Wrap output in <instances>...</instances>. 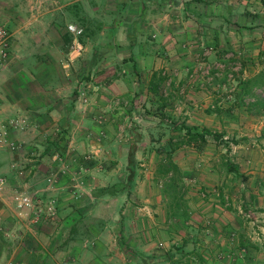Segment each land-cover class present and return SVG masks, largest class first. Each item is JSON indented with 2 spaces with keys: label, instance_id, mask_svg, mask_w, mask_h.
<instances>
[{
  "label": "crops",
  "instance_id": "crops-1",
  "mask_svg": "<svg viewBox=\"0 0 264 264\" xmlns=\"http://www.w3.org/2000/svg\"><path fill=\"white\" fill-rule=\"evenodd\" d=\"M67 23L82 29L77 38L82 49L76 56L69 54L72 36ZM0 26L8 33L7 58L0 67V126L6 133L5 139L0 137V155L5 152V158L0 156V172H6L0 173L4 179L0 184L1 218L7 211L14 215L15 192L36 197L43 188L33 186L39 185L43 175L45 179L51 175L56 213L49 238L52 245L65 243L58 253L71 257L72 264H140L139 253L129 258L116 255V249L110 252L111 247L107 250L102 242L109 231L115 236L111 228H123L121 214L129 218L144 209L134 203L136 189L124 190V183L113 185L114 159L100 161L102 153L112 157L108 139L102 134L98 144L91 136L111 133L115 116H119L109 111L111 97L126 98L129 109L139 96L155 103L157 97L147 89L153 72L161 71L170 87L188 90L202 85L180 72L190 70L196 57L203 54L210 61L234 54L247 60L252 72L264 70V0H0ZM115 69L117 73L108 74ZM93 71L102 72L93 76ZM189 98L191 101L181 107L179 125L219 132L225 128L226 118L235 117L230 114L235 99L226 106L229 115L219 109L211 112L212 123L205 118L208 114L191 111L197 104L211 107L220 101L212 94ZM158 101L159 109L164 108L166 99ZM134 108L133 117L142 123L146 118L150 126L151 120L162 115L149 109L145 117L138 106ZM240 119L229 124L231 133L240 129ZM263 119L262 111H247V131H255L256 141L262 145H250L247 139V154L246 150L236 152L246 157L236 158L237 172H244L241 166L247 162V190L242 194L247 225L237 222L234 207L220 204L221 196L232 198L230 194L216 191L206 200L203 193L194 196L185 192L184 208L190 216L178 242L171 237L168 219L158 224L152 216L155 210H145L150 217V251L146 245L134 246L145 252L147 264H264ZM211 123L216 130L208 127ZM147 132L152 133L149 127ZM8 140L18 145L11 149ZM170 140L173 137H167L162 145H171ZM205 162L209 166L203 169L204 176L214 174L220 183L232 177L218 176L213 158ZM116 176L125 178L124 173ZM207 180L204 177L200 182ZM120 198L123 209L117 207ZM236 209L240 211L239 206ZM115 214L121 215L117 221L112 218ZM162 229L168 236L157 248L154 241ZM31 242L26 244L31 254L27 264H45L47 252L33 256ZM88 244L101 249L87 260L78 250ZM109 244L114 246V242Z\"/></svg>",
  "mask_w": 264,
  "mask_h": 264
},
{
  "label": "rangeland",
  "instance_id": "rangeland-1",
  "mask_svg": "<svg viewBox=\"0 0 264 264\" xmlns=\"http://www.w3.org/2000/svg\"><path fill=\"white\" fill-rule=\"evenodd\" d=\"M203 55L197 56L198 58L196 57L195 64L190 70L180 72V75H183V72H185L184 76L191 79V81L194 79H196L194 80L196 83L200 81L202 85L201 87L197 86L195 89L191 87V89L184 90L182 87L181 89L175 87L172 88L166 83L167 81L164 82L160 89V94L162 98L166 99V103H164V108L162 109H159L160 102L158 101L159 98L156 97L157 100L155 103H151L148 100L146 101L143 96H139L136 98L135 104L131 103L130 109L128 108L129 100L126 98L122 97V99H120L111 97L108 102L111 109L109 111L114 113L117 112L119 115L115 116L117 118L113 121L115 125L112 128L111 133H107L106 135V133L103 132L99 133V135L91 136L92 140L98 144V139H100L102 134L103 139H108L107 145H110L109 147L112 148V157H107L108 153H102L100 161L103 162L108 160L111 162V160L114 159L111 164V166L115 165L113 169L114 173L111 174L114 175L112 176L114 177L113 185L116 182L124 183V190L128 189L130 191L132 188L136 189L137 196L134 198V203L137 204V207H143L142 209H144V212L140 215L134 213H131V215L129 214V218L128 216L126 217V215L123 216V214H121L123 228L118 231L117 227L111 228L110 230H113L115 236H112L113 234L109 231L102 242L105 243L106 249L107 247H111L110 250L107 249L108 251L114 253L116 249V255L122 254L129 258V255L132 256V254L135 255L140 253V264H147V258H144L147 257V255L141 250L139 252L135 246L146 245L145 249H147V251H150L149 248L151 247L147 245V240L151 238L149 237V226H147L150 225V221L148 220L150 217L145 210H149L150 212L155 210V213L152 216L156 218L158 224H164L163 222L167 219L170 221L168 229L172 234L171 237H173L176 242L180 240V233L184 232V222L189 219L190 215L186 212L187 209L184 208L186 205L184 204V198L180 201V205H177L175 208L170 200V195L174 191L178 193L182 192V194L187 192L191 195L194 194V196L203 193L206 200H208L212 196V193L214 194L216 191L230 194L232 198H224V196H221L222 202L220 204H224L226 208L234 207L233 211L238 217L237 222L245 223V225H247V205L245 204L246 200L242 197L244 191L247 190V183L245 181L247 179V162H245L244 166L242 165L243 162L241 164V169L244 170L246 175H244L243 171L235 172L228 170L227 167L229 165L237 167L238 162H236V158H242L243 154L238 155L236 152L246 150L247 154V139H250V145H262V142L256 141L258 136H255V131H247V111L249 110L251 114H257L262 111L264 114V104L253 105L250 106V108L247 104L253 101H259V99L264 100V70L252 72L253 70L247 68V60L242 61L240 58H237L234 54L230 53L223 55L222 60L214 61L203 58ZM199 57H202V59H199ZM197 60L204 61V64H210L211 66H213L214 63H218L220 69L217 70L211 68L209 74L204 75L197 69V66H199ZM101 72L102 71H99L97 73L93 71V76ZM110 72L115 74L118 70L115 69L109 71L108 74H110ZM250 73L253 74L247 78ZM229 74L230 78L233 79H231L232 81L230 78L228 81ZM246 81L247 90L244 91V83ZM203 83L210 85H203ZM222 85H225V87ZM229 88H231L230 91H228ZM211 94L215 97L216 101H220L218 104L214 103L211 107L210 105L205 106L203 103H200V105L197 104L196 107L191 105L194 108L191 113L203 112L208 114V116L205 117L207 122H210L211 120L212 123H214V116H212L211 112H217L218 109L221 110L220 112L224 114V116L229 115L226 106L233 101V99L236 100V106L232 107L234 111L230 113H233L235 117L229 116L226 118L225 128L219 132L215 131V133L221 135L219 138L213 139L210 135H207L205 141L199 143L198 140L188 139L181 130H176L175 132L172 130L170 124H180V117L182 114L180 115L179 113L183 112V109H181L182 105L191 101L189 96L200 95L203 97ZM222 104H224V107ZM134 106H138V110L145 117L148 116L149 109H151V111H156L158 115H162H160V117L156 116L155 120H151V123H149L151 124L150 126L147 125L148 120L146 118V122L142 123L133 117L134 109H136ZM207 110L210 112L207 113ZM188 111H190V109H188ZM154 114L155 113L152 112V115ZM240 117V125H237L240 129L231 133L230 131L233 128H230L229 124L238 123ZM212 123L208 126L211 127V129L213 128ZM148 127L152 133L147 132ZM213 129L216 130V128ZM169 136L173 137V140H170L171 145L173 146L170 161L176 165L178 172L163 174L168 159L166 157L164 158L165 150L163 147L166 145H162V142H165ZM233 141H236V143ZM103 145H105V141ZM199 145H203V147H199ZM1 152L5 154L4 151ZM4 154L0 156L2 157ZM89 155L93 156L94 153L90 152ZM208 157L213 158V161H215L214 163H217L218 176H226V174H230L232 177L227 181L222 179V182L220 183L219 181L217 182L214 180V174L212 175L208 173L204 176L203 169H207L206 167L209 166H205V163L210 162H205V159ZM0 173L6 172L1 171ZM103 173H105V171H103ZM118 173H124L125 178H116ZM128 173H130L129 176H132L131 178L136 181L133 179L127 180ZM45 177L46 176L43 175L39 185L33 186L43 188V190H41L42 193L36 194L35 192L37 195L36 197H39L43 201L53 199L50 191L52 184L54 183L53 179H50L51 175L48 177L49 180L45 179ZM204 177H208V180L204 183L200 182ZM169 182L174 183V185H169ZM171 186L175 187L174 191ZM121 202H123V199L121 200L120 198L117 207L121 206V209H123V204ZM236 206H239L240 211L236 209ZM132 209H136V207H132ZM142 209L140 211H142ZM177 213H181V215H177ZM184 214L186 215L185 219L183 218ZM108 215L109 214H105L103 216L109 217ZM117 215L115 214L112 216L113 219L116 218V221L119 216H121ZM2 218L0 216V223L3 225L2 229H0V264H27L29 262L27 257L31 256V254L28 255L29 249H27L26 244L31 240L33 242L35 241L37 244L35 245L31 242L30 249L32 250L33 256L42 255V251L44 253L47 252V260L45 264L73 263V259L68 257L67 254H63L64 256H62V253H58V250L65 248L63 247L65 243L61 241V238L63 237L62 231L59 232V239L61 241L59 244L56 243L52 245V241H50L49 237L52 235L51 229L53 228L51 224L52 219L42 218L39 223L32 224L24 218L17 217L15 214L13 215L10 211L3 214ZM160 231L159 235L156 236L157 240L154 241V245H156L155 247L157 248L162 246L160 242H163L164 238H167L168 236V233H164L163 229ZM30 233L39 239V243ZM48 241L50 242L48 243ZM110 242H114V246L109 244ZM172 245L174 246L175 244ZM173 248L175 249V247ZM100 249L101 247H93V245L88 244V246H81L78 251H80V256L82 258L84 257V259L88 260L89 257L95 255L94 253L100 251ZM24 250L26 253H23ZM129 263H131V260H129Z\"/></svg>",
  "mask_w": 264,
  "mask_h": 264
},
{
  "label": "built area",
  "instance_id": "built-area-1",
  "mask_svg": "<svg viewBox=\"0 0 264 264\" xmlns=\"http://www.w3.org/2000/svg\"><path fill=\"white\" fill-rule=\"evenodd\" d=\"M66 30L71 34L72 39L69 45V54L70 55H78L80 50L82 49L81 43L78 41V36L82 33V29L80 27L75 26L72 23L66 24ZM7 48H8V33L5 28L0 26V67L4 65L7 58ZM198 58V57H197ZM202 59V57H199ZM199 66L197 69L204 75L209 74V70L211 68L220 69V65L218 63H214L213 66L210 64H204V61L197 60ZM230 78V74L228 75V81ZM232 78H230L231 80ZM233 80V79H232ZM231 80V81H232ZM225 87V85H222ZM231 88L228 89L230 91ZM5 130L2 126H0V137L5 139ZM6 141V140H5ZM11 140H8L7 146L9 148H14L16 145ZM4 179L0 176V184L3 183ZM14 203V214L17 217L26 219L29 223L37 224L40 219L50 218L53 219L55 217L56 205L54 199H48L43 201L42 199L33 196L30 193L26 192H15L12 196Z\"/></svg>",
  "mask_w": 264,
  "mask_h": 264
},
{
  "label": "trees",
  "instance_id": "trees-1",
  "mask_svg": "<svg viewBox=\"0 0 264 264\" xmlns=\"http://www.w3.org/2000/svg\"><path fill=\"white\" fill-rule=\"evenodd\" d=\"M164 80H165V77L161 74V71L153 72L151 74L150 80H149L148 85H147V89L152 94V96L157 97L159 99L160 98L162 99L161 94H160V89L162 87V84H163ZM244 86H245V90L244 91H246L247 90V81L244 83ZM262 100L263 99H259V101H253L251 103H248L247 105L250 108V106H253V105L264 104V100L263 101ZM171 126L174 129L183 130V134H185L188 139H190V140H198L199 142H204L205 141V136H207V135L212 136L213 139H217V138H219L221 136L220 134L212 132V131H210L207 128H202L199 131H196L194 128H190V127H187L185 125L176 126V125H174V123H172ZM233 142L236 143V141H233ZM225 146H227V145H225ZM165 147H163L164 150H165L164 151V158L166 157L168 160H167V166L163 170V174H167L169 172H178V169H177L176 165L173 162L170 161V157H171L170 155H171V153L173 151V146L172 145H166ZM227 169L235 171V172L237 171V167L234 166V165H229L227 167ZM129 174L130 173L127 174V180L130 179ZM169 185H174V183H172V182L170 183L169 182ZM171 187H172V189L174 191L175 187L174 186H171ZM170 200H171V202L173 203V205L176 208L177 205H180V201L182 200V192L178 193V192L174 191L170 195ZM174 214H176V213H174ZM177 215H181V213H177ZM183 218L184 219L186 218L185 214L183 215Z\"/></svg>",
  "mask_w": 264,
  "mask_h": 264
}]
</instances>
